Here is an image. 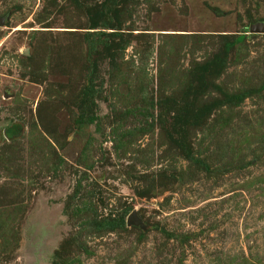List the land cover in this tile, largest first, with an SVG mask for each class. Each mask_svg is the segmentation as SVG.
<instances>
[{"label": "rangeland", "instance_id": "obj_1", "mask_svg": "<svg viewBox=\"0 0 264 264\" xmlns=\"http://www.w3.org/2000/svg\"><path fill=\"white\" fill-rule=\"evenodd\" d=\"M97 1L0 0V264H264V91L203 129L176 118L200 95L197 107L259 90L264 32L250 26L264 23V0H131L126 48L98 60L90 124ZM242 33L217 86L192 91L197 63ZM126 208L147 227L83 229Z\"/></svg>", "mask_w": 264, "mask_h": 264}, {"label": "trees", "instance_id": "obj_2", "mask_svg": "<svg viewBox=\"0 0 264 264\" xmlns=\"http://www.w3.org/2000/svg\"><path fill=\"white\" fill-rule=\"evenodd\" d=\"M130 1L131 0H98L92 6L88 5V7L90 6L88 19L90 24L89 28L94 29V31H88V33L85 34V40L87 41V59L90 66L88 72V83L83 88L84 90L82 91V96L87 99L90 109V113L86 119L87 123L92 124L97 121L98 115L96 113V107L98 104L96 98H102L103 96L104 81H101V83L98 84V79L96 78L98 60H100V58H108L111 62H114L116 60V56L126 48L128 41L124 32L121 31L123 23L122 12L126 10ZM108 29H113V31H108ZM246 39V33L239 34L237 37L226 41L221 52L215 53L204 62L197 63L192 74H190L191 79L189 87H191V90H198L197 88L192 89L193 86L200 88L205 85L208 86L210 83L217 86L214 79H217L225 70L228 55L231 50L237 45L245 43ZM262 91H264V82L259 90L232 93L226 96L225 99L217 97L214 98L211 103L203 105L199 104V107H197V102L202 97V95H200L195 99L193 104L187 103V108L178 107L176 111V118L181 122L194 119L193 123H196V125L198 124V126H201L200 128L203 129L209 124L207 117L213 110L225 105L232 108L248 96H256ZM197 95H199V93ZM164 100L169 103H176L174 97H169ZM177 143V146L186 157L194 159L192 147L188 144L187 135L185 133H183V139L178 140ZM62 161L63 157L58 156L56 166H59ZM203 166L206 170H210V166L208 164L203 163ZM131 210L132 208H126L124 211L118 212L115 216L103 217L101 219L98 217H90L83 221V229H91L93 232H98V234L125 229L127 227V217ZM84 250L87 249L84 248ZM64 264H71V262L66 261Z\"/></svg>", "mask_w": 264, "mask_h": 264}, {"label": "water", "instance_id": "obj_3", "mask_svg": "<svg viewBox=\"0 0 264 264\" xmlns=\"http://www.w3.org/2000/svg\"><path fill=\"white\" fill-rule=\"evenodd\" d=\"M6 17H0V25L5 21ZM251 33H261L264 32V23L258 22L250 26ZM219 172H209L208 176H217ZM127 225H136L139 227H146L143 223L141 217L136 210H133L127 217Z\"/></svg>", "mask_w": 264, "mask_h": 264}]
</instances>
